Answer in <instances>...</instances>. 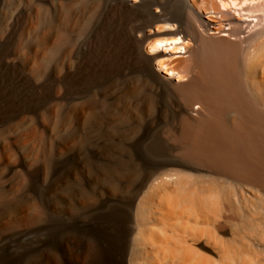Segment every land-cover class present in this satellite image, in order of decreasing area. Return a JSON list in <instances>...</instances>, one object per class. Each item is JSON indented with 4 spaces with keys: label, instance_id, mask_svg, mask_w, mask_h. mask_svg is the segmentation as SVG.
<instances>
[{
    "label": "bare ground",
    "instance_id": "1",
    "mask_svg": "<svg viewBox=\"0 0 264 264\" xmlns=\"http://www.w3.org/2000/svg\"><path fill=\"white\" fill-rule=\"evenodd\" d=\"M197 1L0 0V264H264V0ZM133 70L169 152L123 165Z\"/></svg>",
    "mask_w": 264,
    "mask_h": 264
},
{
    "label": "rangeland",
    "instance_id": "2",
    "mask_svg": "<svg viewBox=\"0 0 264 264\" xmlns=\"http://www.w3.org/2000/svg\"><path fill=\"white\" fill-rule=\"evenodd\" d=\"M247 1L250 0H198L197 4L207 14L213 9L214 3L219 5L226 3L232 7V5L235 6L239 2L244 3ZM166 2L176 9V0H166ZM130 76V83L135 87L133 94L136 96L138 105L141 106L140 117L137 119V123H130L129 126L132 127L128 126L126 130H123V127L115 126L113 136L107 132L101 134L99 150L116 164L151 163L161 160L169 152V148L160 144V135L167 120L166 113L169 110L168 97L160 88L142 81L139 71L133 70ZM105 86V81L100 78L97 84V87H99L98 94ZM121 86L120 81L115 84L116 88ZM105 102L109 104L108 99ZM233 199L230 197L231 201ZM255 200V198H242L240 205H234V208L247 213L243 219V224L246 226L256 225L258 234L264 235V212L254 210ZM40 237L43 238L44 235L41 233L34 234L30 240H37ZM19 247L17 245L12 250L15 251Z\"/></svg>",
    "mask_w": 264,
    "mask_h": 264
}]
</instances>
